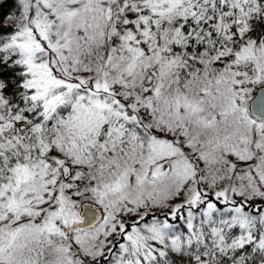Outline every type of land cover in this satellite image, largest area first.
<instances>
[{
  "label": "snow or ice",
  "instance_id": "6c2138e0",
  "mask_svg": "<svg viewBox=\"0 0 264 264\" xmlns=\"http://www.w3.org/2000/svg\"><path fill=\"white\" fill-rule=\"evenodd\" d=\"M0 8V264H264V0Z\"/></svg>",
  "mask_w": 264,
  "mask_h": 264
},
{
  "label": "trees",
  "instance_id": "16d2710c",
  "mask_svg": "<svg viewBox=\"0 0 264 264\" xmlns=\"http://www.w3.org/2000/svg\"><path fill=\"white\" fill-rule=\"evenodd\" d=\"M9 0H4V3H8ZM14 8H0V13L5 12V11H14Z\"/></svg>",
  "mask_w": 264,
  "mask_h": 264
}]
</instances>
